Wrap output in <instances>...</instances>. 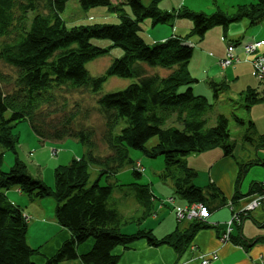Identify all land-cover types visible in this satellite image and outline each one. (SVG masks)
Returning <instances> with one entry per match:
<instances>
[{
    "label": "trees",
    "instance_id": "trees-1",
    "mask_svg": "<svg viewBox=\"0 0 264 264\" xmlns=\"http://www.w3.org/2000/svg\"><path fill=\"white\" fill-rule=\"evenodd\" d=\"M28 1L27 5H18L21 15L16 19L13 14L16 0H0V39H8L0 43V59L17 71L16 89L12 93H4L0 89V146L15 156L8 170L4 171L0 167V264H62L74 260H79L81 264H122L120 257L113 251L138 240L146 241L151 247L168 246L178 256L182 255L196 232L209 227L205 221L191 219L188 228H176L161 238L145 228L124 233L120 231L123 216L108 202L114 185H101L100 178L90 185L89 166L98 168L99 177L105 175V178H110L131 163L128 148L144 150L150 157L163 155L167 169L174 177L175 194L188 206H206L210 215L209 205L221 197L220 191L210 183L206 186L194 185L190 178L195 176V172L183 159L190 154L214 149H220L223 155L229 156L236 142L231 139L226 116L217 114L213 125H209L208 113L213 104L209 98L193 91L199 80L189 70L193 47L187 42L191 37L201 40L210 29L218 26L226 33L232 22L244 18L250 25L258 24L264 18V0L239 4L232 15L219 12L206 15L187 10L182 13V8L172 15L158 8L162 0H151L148 5H144L141 0H125L119 4H114L112 0H78L83 9L109 7L118 22L71 27H67L61 17L69 0H47L48 13L33 14L30 18L29 13L34 11V6L31 0ZM174 16L193 20V27L188 34L177 36L166 33L155 42L149 38L146 41L141 35L143 22L148 21L153 29L158 25L169 24ZM16 20L19 25L28 23L22 30L12 34V25ZM95 39H106L110 41L111 47H120L123 51V55L114 59L105 74L100 76H91L85 68L86 63L109 52L110 47L107 49L94 45L92 40ZM143 63L165 72L146 73ZM108 77L137 81L97 99V105L105 114L104 142L109 150L107 155H96L92 134L70 128V120L61 128L53 127L52 132L44 130L41 109L51 101V90L56 87L85 88L95 95ZM216 85L211 83L214 91L218 90ZM219 85L225 87V81ZM240 95L248 114L253 105L264 101V95L254 89H247ZM212 97L218 98V94ZM71 117L74 115L70 116L72 120ZM233 117L239 126L247 128L244 140L264 148V134H257L254 138L253 121H246L234 114ZM23 121L29 123L34 135L44 143L76 139L87 148L84 155L54 168V187L33 178L26 164L18 158L19 139L15 128ZM153 137H157L158 141L147 151L145 145ZM248 165L240 164L236 191ZM171 166L186 171V177L176 178ZM134 173L141 176L139 169ZM256 186V183H252L245 195H263L264 187L260 185L254 191ZM12 187L36 198L53 197L56 202L55 220L59 227L69 233L55 253L45 257L41 263H37L35 258L42 255L43 246L34 248L28 244V223L23 210L8 199L7 192ZM253 197L240 208L234 209H239L240 217L248 215L242 208ZM139 199L145 206L147 200L149 205L157 198L148 189V199L143 194ZM147 211L146 216L150 214ZM232 232L226 235L223 231L219 239L226 235L225 241H231ZM88 240L92 241L91 247L79 254L78 248Z\"/></svg>",
    "mask_w": 264,
    "mask_h": 264
},
{
    "label": "rangeland",
    "instance_id": "rangeland-1",
    "mask_svg": "<svg viewBox=\"0 0 264 264\" xmlns=\"http://www.w3.org/2000/svg\"><path fill=\"white\" fill-rule=\"evenodd\" d=\"M123 1L125 0H112L114 4H119ZM141 1L144 5H148L150 4L151 0ZM243 1L250 3V0H162L158 4V8L161 11L169 12L172 15H174L178 8H182V13L184 10H187L192 13H204L206 15H212L218 12L232 15L233 13H235L237 6L239 4H242ZM31 2L34 6V11L32 13H29V18L33 14L48 13L47 0H31ZM27 4H29L28 0H16L17 6H15V8L13 9V14L16 19L21 15V12L18 10V5ZM123 7L127 11H129L126 5H123ZM61 17L67 27L89 24H115L118 22L116 15L111 12L109 7L83 9L80 7L78 0H69L66 3L64 11L61 13ZM176 20L180 21V25L189 22L191 25L190 30L193 27V20L190 17L174 16L169 24L160 26L158 25L153 29L150 24L147 23L148 21L143 22L141 25L143 31L140 33L142 36H144L146 41L148 40V38L153 42L158 41L159 38L157 37L161 36L163 31L164 33L168 32V35L173 33L168 29L173 30V27L175 29ZM247 22L248 21L246 18L237 22H232L229 25L230 28L228 33L232 34V31L235 29V27H242V30L244 27L243 24H246ZM27 23H22L21 25H19V22L16 20L12 25V34H16L18 31L22 30L23 27H26ZM216 29H218L221 33L223 31L222 27L218 26L210 29L207 33L212 34V32H216ZM190 30L187 29L183 31V34H188ZM250 32L251 35L255 32V29ZM197 39V37H191L189 40L195 41L199 44L200 41H197ZM5 40L8 39L1 38L0 43L4 42ZM258 42H261V45H259V49H257L256 51L254 49L250 51L247 47H241L243 55H241L240 58L242 60H246V58L248 59L249 57L252 58V62H250V68L252 66L254 77L261 82L264 81V42L262 40H254V43ZM92 43L102 48L108 49L110 47L108 54L89 61L85 65V68L91 76L104 75L106 69L109 67L112 61L123 55V51L120 47H111L110 41L106 39H95L92 40ZM190 45L194 46L192 43H190ZM229 48L230 47L227 44L224 57L218 60L221 70H225L227 68L222 65V61L228 54L233 53L234 58L232 57V59L238 61V57L236 55L238 50L237 47L234 48L233 52H229ZM192 60L195 74L194 72H191V75L194 78H198V80L200 79L199 82L201 83V85L207 87L205 83L206 77H209V79L212 78L210 71H208V66L205 64V61H203V59L202 61H200L194 59L193 57ZM258 61L262 62L261 67L259 66V69L257 67L254 69L253 64ZM142 65L145 68L146 73L165 72V70H162L158 67L150 68L144 63ZM237 66L240 72H244V75H241L239 79L233 80L231 82L229 80H226L225 87H221L219 85V83H222L224 80L222 77L215 80L213 83L217 84L215 88H218V90L214 91L211 86H208L210 94H207L210 103L213 104L212 110L208 113V116L210 118L209 125H213L214 118L217 114L226 116V118L229 120L231 139L237 142L236 147L241 144H250L244 140V134L247 133V128L245 126H239L233 117L234 114L239 118L245 119L246 121L249 120V114L245 111L244 101L240 93L242 91L245 93L246 90L244 88H246L247 86L255 87L258 84V82L256 80L254 81V79L251 77L250 71H247V65L243 61H241ZM190 68L191 64L189 66V69ZM228 68L229 74L231 75L233 67L229 65ZM16 72L17 71L15 68L9 66L0 59V89L2 92L12 93L16 89ZM259 73H261L262 75L260 76ZM136 81L137 80L135 79L129 78L108 77L102 85L100 91L95 95L85 88H54L53 90H51V101H49V103L41 109V115L43 119L41 120V123L44 124V130L52 132L53 127L61 128L66 124L68 120H70V128H73L77 132L81 131L86 134L90 132L92 134V140L95 144L94 153L96 155H107L109 153V150L106 143L104 142V137L106 134L105 114L97 105V99L107 93L122 90ZM194 86H197V83ZM197 91L198 89H196V92ZM215 93L218 94V98L212 97V95ZM263 108L264 105H253L250 110V115L253 116V118L256 119L259 125L262 127H264ZM72 115H74V117H71V120L70 116ZM168 124H171V122H169ZM124 125L125 124H123V126ZM15 131L18 134L19 139L17 145L18 158L26 164L28 173L33 178L42 180L46 185L50 187H54V168L57 165L67 164L74 157L82 156L87 151L86 146L82 145L76 139L63 140L59 143H53L50 141L44 143V141H40L34 135L27 121L19 123L16 126ZM157 141V137L151 138L146 143L145 149L147 151L150 150L153 146H155ZM55 149L58 151L57 153H55ZM0 156L2 157L0 167L2 168V170L6 171L13 165L15 156L11 151L6 150L3 146H0ZM128 156L131 163L126 164L123 169L118 171L116 175H113L110 178H105V175L99 177L98 168L95 165H90L89 184L91 185L98 178H100L99 183L101 185H105L106 183H111L112 185H114L112 195L108 201L109 205L110 207L117 209L124 215L123 222L121 223L120 228L126 232H135L140 227L142 229L143 227H148V215L146 216V214H148V200L146 201V205L144 206L143 204L145 203L142 204L140 202L139 196L143 194L146 195V198L148 199L149 188H152L154 190V195H156L158 204H160L163 200L167 201L170 196L175 199V203L184 201L177 194H175L174 177L171 176L169 170L167 169V164L163 155L150 157L144 150L128 148ZM183 162L187 165V161L185 159H183ZM187 166L189 167V164ZM138 169L141 170L140 177L136 176L134 173L135 170ZM170 169L176 178H179L180 176L183 178L186 177V171H182L178 166H171ZM7 193L10 194L8 195V199L11 202L17 204L23 210L25 219L28 223L27 241L31 247L36 248L38 246H43L42 249H45L47 245H49L50 243L53 244L61 237L60 235L62 234L57 232L60 230V228L58 227L57 230L51 228L50 221H48L47 219L51 218L52 222L54 221V209L56 206V202L53 197L36 198L34 196H29L28 194L18 191L17 187L10 188ZM256 198L258 197H253V199ZM263 201L264 199H261V203ZM245 206L244 208L248 207ZM169 207H171L172 212L174 205L170 204ZM166 208L168 209V207ZM243 211H246L248 213L251 212L247 209ZM172 216L173 218H175V215ZM187 221L190 220L187 219ZM240 221L241 217L239 215V209L234 210L233 208H231V217L225 222V230L230 228L231 231H233L234 224H238L240 223ZM231 231L229 234H231ZM67 234L69 236L68 232ZM225 240L226 238L220 241L223 243L226 242ZM88 242H90V240L86 241L84 244H87L88 246ZM133 243L127 245L125 248H121L128 251ZM84 244L81 246L83 247ZM81 246L80 248H82ZM57 249L58 248H56L55 251ZM55 251L53 253H55ZM117 255L120 257L121 262V256L119 254ZM214 258H216L214 254L206 255L199 253L198 255L200 264H203V260L205 259H208L210 261L209 264H212ZM62 264L78 263L76 262V260H74L64 262Z\"/></svg>",
    "mask_w": 264,
    "mask_h": 264
},
{
    "label": "crops",
    "instance_id": "crops-1",
    "mask_svg": "<svg viewBox=\"0 0 264 264\" xmlns=\"http://www.w3.org/2000/svg\"><path fill=\"white\" fill-rule=\"evenodd\" d=\"M253 1L254 0H250V2ZM242 3L247 2L243 1ZM244 24L242 30V27H235L232 34L228 33L230 27L226 33L222 31L223 34L216 29V32H212V34L206 33L204 37L199 40V44L195 41H188L194 45V59L200 61L203 59L212 77L210 79L206 77L205 83L207 87L201 85V83L197 81V86L193 87L195 94L204 95L209 98L207 95L210 94L208 86H211V83L215 80L221 77L225 82L226 80L231 82L239 79L241 75H244V72H240L237 65L243 61L247 65V71H250L251 77L254 81L256 80L258 82L255 87L247 86L244 89H254L264 95V81H258L253 75L252 66L250 68L252 58L249 57L248 59L246 58V60L240 58V56L243 55V51L241 50L243 43L245 44L254 40H262L264 42V18L256 25H250L249 21L245 25ZM175 25L176 27L175 29L173 27L172 32L177 36H183V31L187 29L190 30L191 26L189 22L180 25L179 20H176ZM254 29L255 32L250 35V31ZM166 33L163 31L162 35ZM161 36L157 38L160 39L162 38ZM228 42L236 44L238 49L236 53L238 61H234L230 65L233 67L231 75L229 74L228 67L225 70H221L218 63V60L224 57L226 45L229 44ZM190 64L191 68L189 70L195 74L193 60H191ZM196 89H198L197 92ZM256 105H264V101ZM250 113L251 111L249 112V119L254 123L253 135L255 138L257 134H264V127L260 126L258 121L254 119ZM236 145L232 155L229 156L223 155L220 149H214L202 153L190 154L185 159L187 165L189 164V167L195 172V176L191 180L194 185L206 186L210 183L218 189L221 194L220 198L215 199L209 205L210 217L205 221L206 225H209V227L196 232L190 242L192 246L189 245L187 250H185L182 255L178 256L174 250L168 246L151 247L147 245L146 241L138 240L132 244L128 251L125 249L123 250L121 247H117L113 251L114 254H119L121 256V262L123 264H200L198 260L199 253L206 255L214 254L216 258H214L212 264H264V201L259 207L248 213V215H243L240 223L234 224L230 242L222 243L219 239V236L225 230V222L231 217V208H240L248 199L254 196V194L245 195L249 192L250 185L252 183L257 184L254 191H257V187L260 185L264 187V148L253 144H241L237 147ZM249 163L252 164L248 165ZM240 164H247L248 166L237 188L238 191H236V178ZM17 189L20 191L19 188ZM149 191L154 194L152 188H149ZM8 195L10 194L8 193ZM169 199L173 200L174 198L170 196ZM169 199L167 201H169ZM167 201L163 200L158 204V200L155 199L148 205L150 213L148 215V227L143 228L151 230L157 238L172 233L176 228L184 230L188 228L190 224V221L183 220L178 222L173 218L172 215H174V212L172 211V213L171 207H169L171 202ZM173 204H175V206H188L185 201L175 203V199ZM166 207H168L169 210ZM121 215L124 217L122 213ZM47 219L50 221L51 228L57 230L59 225L55 217L53 222L51 218ZM59 228L60 230L57 232L62 234L60 235L62 237V243L63 240L69 236L66 230L61 227ZM120 231L132 233L123 231L121 228ZM60 244H58L56 248H58ZM88 244V246L84 244L83 247L81 246L82 248L79 247L78 253L81 254L87 251L91 247L92 241L90 240ZM51 245L52 243L47 245L45 249H41L42 255L35 258L37 263L43 262L45 257L51 256L55 251L56 248L52 249V247H50ZM76 262L81 264L79 260H76Z\"/></svg>",
    "mask_w": 264,
    "mask_h": 264
},
{
    "label": "built area",
    "instance_id": "built-area-1",
    "mask_svg": "<svg viewBox=\"0 0 264 264\" xmlns=\"http://www.w3.org/2000/svg\"><path fill=\"white\" fill-rule=\"evenodd\" d=\"M259 45H261V42L254 43V41H253V42H250V43L245 44L244 47L245 48L247 47L248 50H250V51L253 50V49L256 51L257 49H259ZM229 47H230L229 48V52H233L234 47H232V46H229ZM232 57L234 58L233 53L228 54L226 56V58L222 61V65L224 67H227L233 61H236V60H233ZM256 59H258V58H256ZM261 64H262V62H259V61L258 62H255L253 64L254 65L253 66L254 69L256 67L259 69V66L261 67ZM255 74H256V72H255ZM259 75L261 76L262 74L259 73ZM257 197L258 198L252 199L251 201H249L246 204V206H248V207L247 208H244L243 207L242 210H246L247 209V210L252 211V210L256 209L257 207H259V205L261 204V199H264V194L261 195V196H257ZM168 202H172V199H169ZM173 212H174V215H175V218H176L177 221L187 220V219L188 220H191V219H194V218L205 221L209 217V210H208V208L206 206L202 205V204H193L191 206H185V207H183V206H174L173 207ZM230 231H231L230 228H228L227 230H225L226 235L228 233H230ZM225 236H223L222 239L226 238ZM209 262L210 261L208 259L203 260V264H209Z\"/></svg>",
    "mask_w": 264,
    "mask_h": 264
},
{
    "label": "bare ground",
    "instance_id": "bare-ground-1",
    "mask_svg": "<svg viewBox=\"0 0 264 264\" xmlns=\"http://www.w3.org/2000/svg\"><path fill=\"white\" fill-rule=\"evenodd\" d=\"M167 34H168V32H167ZM61 239H62V237L59 238L58 240H56L50 247H52V249H55L58 246V244L60 243Z\"/></svg>",
    "mask_w": 264,
    "mask_h": 264
}]
</instances>
